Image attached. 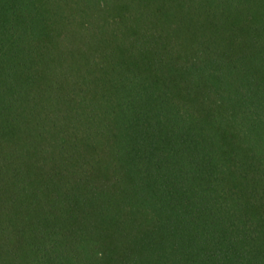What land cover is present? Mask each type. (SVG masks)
<instances>
[{
    "label": "trees",
    "instance_id": "1",
    "mask_svg": "<svg viewBox=\"0 0 264 264\" xmlns=\"http://www.w3.org/2000/svg\"><path fill=\"white\" fill-rule=\"evenodd\" d=\"M0 264H264V0H0Z\"/></svg>",
    "mask_w": 264,
    "mask_h": 264
},
{
    "label": "rangeland",
    "instance_id": "2",
    "mask_svg": "<svg viewBox=\"0 0 264 264\" xmlns=\"http://www.w3.org/2000/svg\"><path fill=\"white\" fill-rule=\"evenodd\" d=\"M33 189H35V188H33ZM12 190V189H11ZM11 195H12V193H11Z\"/></svg>",
    "mask_w": 264,
    "mask_h": 264
}]
</instances>
